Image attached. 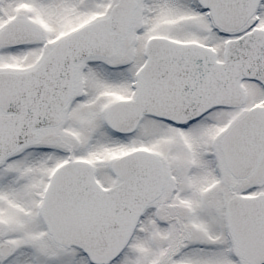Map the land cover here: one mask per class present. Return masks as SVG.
<instances>
[{
	"label": "snow or ice",
	"instance_id": "obj_1",
	"mask_svg": "<svg viewBox=\"0 0 264 264\" xmlns=\"http://www.w3.org/2000/svg\"><path fill=\"white\" fill-rule=\"evenodd\" d=\"M0 264H264V0H0Z\"/></svg>",
	"mask_w": 264,
	"mask_h": 264
}]
</instances>
